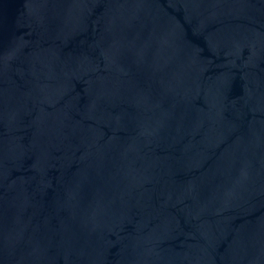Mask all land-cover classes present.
Masks as SVG:
<instances>
[{
  "label": "water",
  "instance_id": "95a60500",
  "mask_svg": "<svg viewBox=\"0 0 264 264\" xmlns=\"http://www.w3.org/2000/svg\"><path fill=\"white\" fill-rule=\"evenodd\" d=\"M0 264H264V0H0Z\"/></svg>",
  "mask_w": 264,
  "mask_h": 264
}]
</instances>
